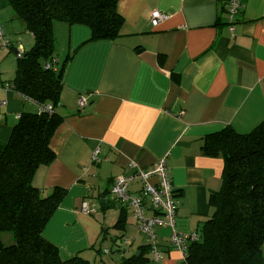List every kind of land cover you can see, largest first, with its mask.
Segmentation results:
<instances>
[{
  "label": "crops",
  "instance_id": "1",
  "mask_svg": "<svg viewBox=\"0 0 264 264\" xmlns=\"http://www.w3.org/2000/svg\"><path fill=\"white\" fill-rule=\"evenodd\" d=\"M241 4L233 31L218 0H120L124 27L114 41L88 42V28L54 24L56 64L68 59L57 109L64 122L51 143L56 159L33 184L46 196L67 191L44 231L65 260L79 254L94 264H118L150 245L113 186L161 161L176 193L175 231L200 234L224 175L223 158L206 155L204 139L228 127L248 134L264 122V0ZM154 11L167 17L157 27ZM0 24L10 43L0 49V141L7 142L21 115L38 111L12 87L18 51H29L34 36L7 0H0ZM156 233L163 257L153 264H181L170 242L174 229Z\"/></svg>",
  "mask_w": 264,
  "mask_h": 264
},
{
  "label": "trees",
  "instance_id": "2",
  "mask_svg": "<svg viewBox=\"0 0 264 264\" xmlns=\"http://www.w3.org/2000/svg\"><path fill=\"white\" fill-rule=\"evenodd\" d=\"M7 1L34 36L33 47L19 58L12 87L35 102L38 111L23 113L10 139L0 141V264H94L79 254L65 260L44 237L67 191L56 188L46 196L33 181L41 167L55 161L51 143L64 122L57 109L68 59L56 64L54 24L88 28V42L114 41L124 27L120 0ZM47 106L53 115L44 111ZM203 151L223 158V181L220 190L210 194L211 215L198 239L189 242L181 264H264V122L248 134L228 127L210 135ZM153 262L150 245H145L118 264Z\"/></svg>",
  "mask_w": 264,
  "mask_h": 264
},
{
  "label": "built area",
  "instance_id": "3",
  "mask_svg": "<svg viewBox=\"0 0 264 264\" xmlns=\"http://www.w3.org/2000/svg\"><path fill=\"white\" fill-rule=\"evenodd\" d=\"M224 1L227 5L228 19L231 23V31L234 30L233 24H235L242 10L241 0H218ZM167 19L166 15L159 11H154L151 17V23L153 27H157ZM10 43L6 38V33L3 26L0 24V49L9 48ZM24 51H18V58L22 56ZM80 106L85 107V99H80ZM49 115H53V108L47 106L44 109ZM100 150H96L94 153V161L100 162L98 155ZM140 185V190L137 192H131L130 186L133 183ZM113 193L119 201L127 203L131 208L133 215L136 219L137 226L140 232L147 236L150 242V252L155 262L161 261L163 252L158 244V238L156 230L161 227H170L174 229V233L171 236L172 247L180 251L182 254V260L186 261L189 242L197 240V235H184L175 231V223L177 216V202L174 185L170 179L165 161H161L155 164L151 168H141L130 175L122 176L115 181L113 186ZM149 200L150 206L154 215L147 216V203ZM84 213H88L89 209L84 206ZM108 252V251H107Z\"/></svg>",
  "mask_w": 264,
  "mask_h": 264
},
{
  "label": "rangeland",
  "instance_id": "4",
  "mask_svg": "<svg viewBox=\"0 0 264 264\" xmlns=\"http://www.w3.org/2000/svg\"><path fill=\"white\" fill-rule=\"evenodd\" d=\"M59 46L61 47V42L59 43ZM57 50H58V55H59L60 60H63V59H64V56H61V55H60L59 48H57ZM55 57H56V56H55ZM137 185H138V184H137ZM133 186H134V185H133ZM9 238H10V235L5 236V238H4L5 242H6V240L9 241ZM121 244H122V243H120V244H118V245L122 246ZM117 248H119V247H117ZM123 249H124V247H122V250H123Z\"/></svg>",
  "mask_w": 264,
  "mask_h": 264
}]
</instances>
